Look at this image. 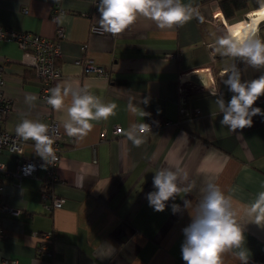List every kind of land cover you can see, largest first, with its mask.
I'll return each instance as SVG.
<instances>
[{
  "label": "crops",
  "instance_id": "1",
  "mask_svg": "<svg viewBox=\"0 0 264 264\" xmlns=\"http://www.w3.org/2000/svg\"><path fill=\"white\" fill-rule=\"evenodd\" d=\"M218 1L183 0L199 15L182 26L162 30L140 17L114 36L91 31L92 27L100 29L99 0H0L2 29L52 38L58 27L63 28L57 62L61 75L54 87L70 82L117 105L116 115L93 121V129L83 139L65 133L66 108L53 110L62 132V154L58 181L52 188L55 196L65 200L53 214H47L38 200V180L45 167L30 140L25 141L22 157L38 163L37 173L22 180L7 174L2 178L0 202L15 212H1L5 238L0 240V259L18 264H185L182 230L191 222L185 199L194 206L209 180L240 204L251 202L264 190V117L254 116L251 127L231 132L221 127L223 114L215 104L216 97L207 91L211 78V89L226 102L230 100L232 93L223 81L227 78L224 69L232 63L238 66L242 81L264 75V67L253 68L215 52V40L229 27L248 23V17L243 18L248 9L236 10L229 20L221 11L214 18V8L220 9ZM54 2L64 13L53 17ZM252 4L260 5V0H249L248 5ZM222 15L224 22L219 18ZM258 36L264 39V21ZM171 54H178V59ZM4 59L11 61L4 65V94L12 103L4 130L16 134V126L25 118L46 123L51 109L40 100V81L20 63L16 43L0 41V61ZM80 60L94 62L103 73H88L75 63ZM201 81L204 90L197 92L194 85ZM181 83L185 86L183 102ZM28 96L36 100L30 104ZM129 104L137 108L136 113L129 110ZM253 107L264 110V95ZM196 109L200 114L194 117ZM142 110L148 115H141ZM150 121L169 124L144 133L139 147L123 131L113 134L114 126L127 130L132 124ZM16 160L7 151L0 153L7 173L15 169ZM175 165L188 173V183H194V188L170 199L165 210L157 212L146 199L155 190L153 176L160 168ZM173 203L181 206L179 212H172ZM241 224L248 259L264 253V225L246 217ZM43 230H55L56 236L48 263L36 258V235ZM222 258L224 264H241L233 253Z\"/></svg>",
  "mask_w": 264,
  "mask_h": 264
},
{
  "label": "clouds",
  "instance_id": "2",
  "mask_svg": "<svg viewBox=\"0 0 264 264\" xmlns=\"http://www.w3.org/2000/svg\"><path fill=\"white\" fill-rule=\"evenodd\" d=\"M99 27L105 33L118 35L133 25L140 17L153 21L159 29H171L174 26L189 22L194 15H199L191 3L183 0H99ZM258 19L251 23H240L229 27L226 34L219 36L214 42V50L221 57L239 59L253 67H264V39L258 36L259 20L264 19V0H260ZM203 21V17H199ZM59 19V18H58ZM227 78L223 84L232 93L230 100L225 101L223 95L213 91L215 104L222 113L221 127L229 131L251 127L253 117H264V110L253 107L264 95V75L251 81H242L241 72L235 63L224 69ZM210 82L211 78H210ZM210 83V84H211ZM47 104L55 111L67 109L68 119L63 122L65 133L69 137L83 139L93 129V121L108 120L116 115L117 105L105 103L92 94L87 87L63 82L50 89ZM35 96H28L30 104ZM143 103H148L145 99ZM131 112L137 108L129 104ZM141 115L148 113L143 110ZM150 130L146 123L132 124L123 134L135 147L144 143V133ZM16 135L23 141L35 142V153L43 160L55 159L49 136V125L31 119H23L15 129ZM186 135V134H184ZM189 176L179 165L164 167L153 176L152 192L147 194L149 206L155 211L165 210L166 202L174 200L181 192L187 195L194 188L188 183ZM181 185H184L181 187ZM264 188V183L261 185ZM201 198L193 206L192 201L184 200V208L189 210L191 222L182 231L184 242L181 255L185 264H224L223 254L233 253L241 264H248L249 253L244 247V235L241 221L245 217L249 222L264 225V190L255 198L240 204L231 194H226L219 184L209 180L200 189ZM173 213L179 212L181 206L173 203Z\"/></svg>",
  "mask_w": 264,
  "mask_h": 264
},
{
  "label": "built area",
  "instance_id": "3",
  "mask_svg": "<svg viewBox=\"0 0 264 264\" xmlns=\"http://www.w3.org/2000/svg\"><path fill=\"white\" fill-rule=\"evenodd\" d=\"M98 9L96 8V11ZM52 16L54 17L58 13H63L57 5H54L51 9ZM215 15V14H214ZM91 31L101 32V29L92 27ZM65 37L64 30L61 27H58L55 30V34L52 38H47L39 35H33L26 32H20L17 30L11 29H2L0 28V41L5 42H14L19 47L21 53L20 63L26 68L32 70L35 73L36 77L39 78L42 82L41 88V100L47 104V98L51 94L49 85L53 82L54 79L60 76V70L56 65L57 60L61 56L60 52V41ZM83 46V50H85ZM172 59H178V54H171ZM6 60V59H5ZM7 61V60H6ZM78 65H81L88 73L101 75L103 73L102 68L99 65H96L92 61H77L75 62ZM3 75H4V66L0 65V153L7 151L8 153L15 155L17 160L15 164V169L11 172H6L5 166L0 163V192L3 190L2 175L7 174L9 177L17 178L21 180L25 177L34 176L37 171L38 163L32 159H25L23 156V151L26 142L19 138L16 134H11L4 130L3 122L8 116L11 108L10 102L3 95ZM181 80L184 79L181 76ZM205 85L199 83L195 85V91L200 92L204 90ZM212 83L210 84L207 91L212 93L215 91L212 88ZM185 86L183 83L180 85V100L184 101L185 97ZM216 92V91H215ZM182 111V108H181ZM200 111L198 109L194 112V117L199 116ZM146 123L150 126V130H155L162 128L169 124L165 122L164 124L161 121H150V122H140ZM49 125V136L54 141L53 155L55 159L49 157L48 161H45L41 158L42 165L46 168L45 175L40 180L39 183V201L42 205L43 210L47 214H53L54 211L60 209L65 200L63 198L57 197L53 193L52 186L57 181V167L61 159L62 148V132L59 126V123L56 120L49 119L46 123ZM139 124V123H138ZM121 130L119 126L113 127V134L120 135ZM147 131V132H149ZM30 143L35 148V142L30 140ZM0 210L8 211L9 213H14L12 208H7L0 205ZM12 213V214H13ZM3 226L0 222V239L3 237ZM55 230L41 231L37 234V255H42V253L50 254V248L53 240L55 239ZM40 257V256H39ZM0 264H18L16 260L12 259H0Z\"/></svg>",
  "mask_w": 264,
  "mask_h": 264
},
{
  "label": "trees",
  "instance_id": "4",
  "mask_svg": "<svg viewBox=\"0 0 264 264\" xmlns=\"http://www.w3.org/2000/svg\"><path fill=\"white\" fill-rule=\"evenodd\" d=\"M248 2H249V0H220V1H218V3L217 4H219V8H220V10H221V12L223 13V15H224V17L227 19V20H229V19H231L232 18V16H233V14H234V12L236 11V10H239V9H248L249 10V12L251 11V10H258V8H260V5H257V4H252V5H248ZM231 12V13H230ZM11 61H6L5 59L3 60V62H1L0 61V65H5V64H9ZM57 62H58V60H57ZM56 62V65H57V67H58V63ZM24 68L26 69V72L27 73H31L32 75H33V77H35L37 80H39L40 81V84H41V88H42V82H41V80L39 79V78H37L36 77V75H35V73L34 72H32V70H30V69H28V68H26L25 66H24ZM59 68V67H58ZM59 70H60V68H59ZM60 73H61V71H60ZM4 75H5V73H4ZM3 75V81H4V85H3V90H2V93H3V95L5 96V94H4V86H5V76ZM61 75V74H60ZM60 77V76H59ZM58 77V78H59ZM57 79V78H56ZM56 79H54L53 80V82L49 85V89H52L53 87H54V82H55V80ZM40 95H41V92H40V94H39V97H40ZM6 97V96H5ZM7 98V97H6ZM7 100L10 102V100H9V98H7ZM40 100H41V97H40ZM42 101V100H41ZM42 103L45 105V106H47L49 109H51V111L49 112V116H50V119H53V120H55L54 118H53V108L50 106V105H48V104H45L43 101H42ZM10 108H11V110H12V103L10 102ZM11 110H10V112H11ZM9 112V113H10ZM48 122V121H47ZM46 122V123H47ZM45 123V124H46ZM12 134V133H11ZM46 169V168H45ZM36 173H37V171H36ZM36 173H35V175L34 176H31V177H36ZM6 175V174H5ZM5 175H2V177L1 178H3ZM44 175H45V172H44ZM44 175H43V177H44ZM43 177H41V178H39V180H38V182L40 183V180L43 178ZM26 178V177H25ZM23 179V178H22ZM21 179V180H22ZM57 181H58V175H57ZM56 181V182H57ZM55 182V183H56ZM54 183V184H55ZM3 184V183H2ZM3 191H4V184H3V190L0 192V195L3 193ZM38 200H39V186H38ZM40 202V201H39ZM41 204V203H40ZM0 205L1 206H3L2 204H1V202H0ZM1 212H4L3 210H0V222H1V225L3 226V231H5V225H4V222H3V220H2V215H1ZM36 237H37V235H36ZM5 238V235H4V233H3V237L0 239V240H2V239H4ZM55 240H56V237H55V239L53 240V242H52V244H51V250H50V254L48 255V254H46V253H42V255H37L38 253H37V250H36V247L38 246V245H36V247H35V251H36V258H37V260L41 263V262H50L51 261V257L53 256V245H54V242H55ZM248 264H264V253H261V254H258V255H256V256H254V257H252L251 259H248Z\"/></svg>",
  "mask_w": 264,
  "mask_h": 264
},
{
  "label": "rangeland",
  "instance_id": "5",
  "mask_svg": "<svg viewBox=\"0 0 264 264\" xmlns=\"http://www.w3.org/2000/svg\"><path fill=\"white\" fill-rule=\"evenodd\" d=\"M54 5H57V7H58L60 10H62V9L60 8V6L58 5L57 2H54V3H53V6H54ZM214 9H217V11L214 12L215 15L213 14V17L215 18L216 15H217L216 12H220L221 10L218 9L217 7L214 8ZM62 11H63V10H62ZM246 11H247V10H246ZM251 11H253V10H251ZM251 11H250V12H251ZM24 12H26V10H24ZM248 12H249V10H248ZM248 12H246V14H245V16H244L243 18H247L246 16H247ZM63 13H64V11H63ZM58 14H60V13H58ZM221 14H222V13H221ZM219 18L221 19V21L224 22V17H223V15L220 16ZM243 20H244V19H243ZM246 23H247V20H246ZM202 83H203V82L201 81V84H202ZM203 85H204V84H203ZM194 87H195V85H194Z\"/></svg>",
  "mask_w": 264,
  "mask_h": 264
},
{
  "label": "bare ground",
  "instance_id": "6",
  "mask_svg": "<svg viewBox=\"0 0 264 264\" xmlns=\"http://www.w3.org/2000/svg\"><path fill=\"white\" fill-rule=\"evenodd\" d=\"M259 9H260V8H259ZM259 9H258V10H259ZM258 10H254V11H252V12H250V13L247 14V17H248V23H251L252 20H254V19H258V16H257V12H258ZM262 21H264V19H260V20H259V24H260Z\"/></svg>",
  "mask_w": 264,
  "mask_h": 264
}]
</instances>
